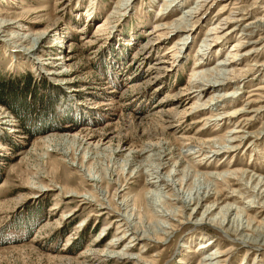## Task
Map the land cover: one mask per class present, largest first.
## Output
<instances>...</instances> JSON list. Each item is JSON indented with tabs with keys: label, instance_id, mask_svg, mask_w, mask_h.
<instances>
[{
	"label": "rangeland",
	"instance_id": "obj_1",
	"mask_svg": "<svg viewBox=\"0 0 264 264\" xmlns=\"http://www.w3.org/2000/svg\"><path fill=\"white\" fill-rule=\"evenodd\" d=\"M120 1L0 0V20L25 24L27 30L20 32L30 34V38L37 37L39 30L47 27L56 30L39 39L41 49L33 58L17 50L9 51L7 43L0 39V80L13 83L15 78L29 75L33 93L25 99L26 104L34 105L35 100L39 103L41 99L44 103L52 99L55 102L53 112L42 113L40 117L29 115L25 120L20 119L24 117L23 112L17 115L0 104V264H142L103 256L109 251L120 252L129 244L123 242L120 247H110V242L121 237L125 229L124 226L119 228L116 216L102 215L97 207L83 204L80 199L64 198L60 190L41 192L29 188L32 186L27 184L29 179L35 181L32 174H37L36 165L47 162L37 156L46 152L48 144L44 141L49 136L79 134L81 138H92L94 143L103 141L100 151L108 158L112 156L120 161L126 156L115 154L118 146L141 150L142 146L158 141L166 147L172 164L179 163L183 169L190 168L199 175L232 171L249 173L248 180L228 179L225 186L221 183L223 192L219 201L224 205L236 202L228 198L231 190L238 191L248 183L250 187L254 174L264 177V90L256 88L259 82L264 83V67H254L256 63H264V43L257 47L260 55L256 54L254 60H247L241 66L255 68L248 80L255 78L257 81L248 84L235 103L224 105L216 112L227 117L225 120L217 126L210 123L212 110L182 120L180 115L184 105L197 101L205 103V99L184 97V91L192 72L201 70L196 69L195 63L206 30L195 34V42L178 59L172 51L179 36L162 38L165 31L161 28L177 20L181 12L175 9L160 13L162 0H134L133 10L119 19L113 13ZM223 2L220 5L223 6ZM219 10L220 6H215L209 17H214ZM253 15L260 19L264 10L259 9ZM263 38L254 36L255 40L264 41ZM225 54L226 50L221 57L212 54L215 58L205 62L207 66L204 68L213 66ZM49 62L58 65L55 67L63 71L65 77L58 80L56 76H49L46 68ZM21 96L16 102H10L11 106L18 107ZM252 102L255 103L250 104ZM234 109L252 114L233 118ZM11 121H16L15 127L5 125ZM235 124L241 126L238 129L240 139L227 146H235L237 151L228 149L230 153L218 158H213L207 147L189 158L182 154L186 145L197 147L202 141L229 140ZM61 159L57 153L51 155L59 172L56 175L51 173V177L45 174L42 184L48 185L54 180L58 189L63 185H68L70 190L88 189L87 184H83ZM143 159L141 153H135L130 171ZM90 162L94 166L100 164L97 158H91ZM135 172L136 169L133 176ZM135 177L127 187L130 196L148 190L145 188L146 178ZM253 202V197L243 199L247 205L255 206ZM233 206L243 208L238 203ZM190 213L191 210H187L186 214ZM249 214L256 217L259 213L251 211ZM263 217L264 212L258 223L264 221ZM244 218L245 214L241 220L246 222ZM179 229L176 235H171L173 239L163 243L138 245L131 256H141L142 261L154 264H199L204 257V250L200 249L204 237L216 240L215 251L231 250L225 256L227 261L224 264H264V250L238 243L232 245L229 238L210 227L198 229L188 225ZM215 251L207 254L213 255Z\"/></svg>",
	"mask_w": 264,
	"mask_h": 264
},
{
	"label": "bare ground",
	"instance_id": "obj_2",
	"mask_svg": "<svg viewBox=\"0 0 264 264\" xmlns=\"http://www.w3.org/2000/svg\"><path fill=\"white\" fill-rule=\"evenodd\" d=\"M133 1L121 0L113 15L119 19L124 18L133 10ZM223 1L162 0L163 3L159 6L160 13L163 14L175 9L181 12L180 17L173 23L160 27L165 31L162 38L171 39L179 36L173 46L175 50L172 51V53L177 54L178 59L189 49L191 43L195 42V34L200 30H206L200 42V50L197 51L198 60L195 63L196 69L201 68V70L192 72L188 88L184 91V97H191L193 100L196 98L199 100L205 99V103L197 101L190 103L189 106L184 105L185 108L183 107L184 110L180 115L182 120L198 112L212 110L213 114L209 122L215 126L219 125L227 117L216 112L221 111L224 105L235 103L241 98L243 89L256 80L255 78L248 80L254 73L255 68L241 66L247 60H254L256 54L260 55L261 51L257 47L264 41L255 40L254 36H264V16L256 19L253 14L257 13L259 9L264 10V0H254L251 3L249 1L252 0ZM222 2L223 6L220 5ZM215 6H220V10L214 17H209L211 9ZM221 14H226V17H221ZM18 22L0 20V39L2 42L7 43L9 51L15 52L17 50V52L25 53L28 57L33 58L38 55L41 49L39 39L45 35H51L55 29L44 28L39 30L37 37L30 38V34L20 32L27 29L25 24ZM233 39L236 40L229 45ZM225 50L224 58L217 60L213 66L204 68L207 66L205 62L211 61V58L213 60L216 56L221 57V53ZM212 54H215L214 58ZM39 63L41 62L39 61ZM50 63L46 64L49 76H56L55 78L58 77V80L64 78L65 73L55 67L58 65L53 66ZM49 67L53 69H49ZM254 67H264V63L263 65L256 63ZM227 88L234 89V91L225 92ZM256 88L264 90V83L259 82ZM210 92L212 94L208 96ZM262 100L260 103H262ZM235 110L234 113L232 112L233 116L231 117L233 118L235 116L241 118L252 114L246 110ZM15 122L11 121L5 125L13 124L10 127H15ZM240 127L235 124V131L230 133L229 140L223 138L218 141H202L197 147L186 145V149L181 152L189 158L199 154L207 147L211 149L210 154L212 157L218 158L222 154L230 153L228 149L237 151V147H228L227 145L229 142L240 139L238 135ZM44 142L48 144L47 150L42 156L37 157L38 159H47V162L36 165L37 174L36 176L32 174V179L35 181L31 182V179H29L27 184H32L29 188L41 192L60 190L59 192L64 198L80 199L83 204L97 207L98 212L102 215L116 216L118 223H120L119 228L124 226L125 229L121 233V237H115L110 242V247H120L123 242H129V244L120 252L116 250L118 248L115 249L117 253L109 251L103 255L105 258L154 264L152 261H142L141 256H131L130 253L144 242L163 243L172 238L171 235H176L175 232L180 230L179 227L188 225L198 229L210 227L217 230L224 237L229 238L228 240L232 245L238 243L248 248L264 250V221L258 223L260 214L264 212V177L260 175L254 174L252 176L253 183L250 187L248 183L246 187H241L238 191L231 190L230 196L227 195L228 198L236 201L234 204L242 205L243 208H240L228 202L224 205L219 201L223 192L221 183H224L223 186H225L229 182L228 179L238 180L239 182L244 179L248 180L251 177L249 173L246 171L242 173L232 171L220 173L219 175L217 173L199 175L190 168L183 169L179 163L172 164V157L168 155L166 147L161 142L157 141L144 145L141 150L118 146V149L114 152L115 154H125L126 157L123 161L114 159L112 156L108 158L106 154L100 151L101 146L104 145L103 141L94 143L92 138H81L79 134L62 135L61 137L49 136ZM52 143H55V145ZM137 152L141 153L144 159L135 168L136 175L133 176L135 169L131 171L130 169L133 167V157ZM54 153H57L60 157L62 156L61 161L69 165V169L81 178L83 184H87L88 189H84L85 192L79 191L77 188L70 190L68 185L58 186L61 187V189H58V184L54 180L48 185L42 184L41 179L44 180L43 176L45 174L51 177V173L56 175L59 172L58 168H55L54 160H51V155ZM91 158H97L100 164L94 166L91 164L93 160L90 162ZM38 159L36 161H39ZM49 163L52 164L51 168H49ZM133 177L135 179L146 178L145 188L148 190L143 189L139 194L130 196L127 193V187ZM252 197L255 206L243 203V199ZM212 200L216 203H213ZM239 209L240 211H238ZM187 210H191L189 215L186 214ZM251 211H257L258 216L252 217L249 214ZM243 214H245L244 219H246V222L243 219L241 220ZM215 243L216 240H211V238L203 237L201 239L200 249L204 250V257L199 264H224L227 261L225 256L231 250L228 249L222 253L218 249L215 251V248L213 249ZM212 250L215 251L213 255L207 254Z\"/></svg>",
	"mask_w": 264,
	"mask_h": 264
},
{
	"label": "trees",
	"instance_id": "obj_3",
	"mask_svg": "<svg viewBox=\"0 0 264 264\" xmlns=\"http://www.w3.org/2000/svg\"><path fill=\"white\" fill-rule=\"evenodd\" d=\"M26 76H28V77H26ZM26 76H24L23 78H15L17 80L14 79L13 83L9 82L7 84L3 83L0 80V104L7 106L8 109L10 108L17 115H19L20 112H23L24 117L20 118L23 120L28 118L29 115L40 117V115H42V113L45 114L46 112H48V113L50 111L53 112L54 111L53 105H55L54 104L55 102L53 99L48 100L47 103H44V100L41 99L39 103H38V100H35L34 105L33 104H26L28 102H26L25 99L28 98L33 93L32 80H31L29 75H26ZM21 84H22V86H21ZM20 95H22L20 105L18 107L11 106L10 102H12V101L16 102L19 99L18 96H20ZM39 130L41 131V129H39ZM29 134H32V132L29 131Z\"/></svg>",
	"mask_w": 264,
	"mask_h": 264
}]
</instances>
